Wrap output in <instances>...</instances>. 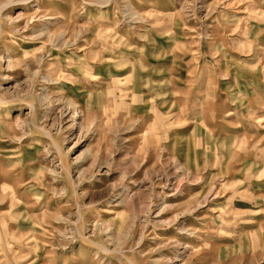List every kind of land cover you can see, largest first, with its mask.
Segmentation results:
<instances>
[{
    "label": "rangeland",
    "instance_id": "1",
    "mask_svg": "<svg viewBox=\"0 0 264 264\" xmlns=\"http://www.w3.org/2000/svg\"><path fill=\"white\" fill-rule=\"evenodd\" d=\"M0 264H264V0H0Z\"/></svg>",
    "mask_w": 264,
    "mask_h": 264
}]
</instances>
